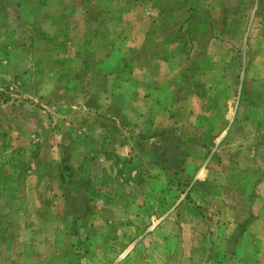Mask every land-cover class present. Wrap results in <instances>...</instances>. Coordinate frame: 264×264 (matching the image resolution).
<instances>
[{
	"label": "rangeland",
	"instance_id": "1",
	"mask_svg": "<svg viewBox=\"0 0 264 264\" xmlns=\"http://www.w3.org/2000/svg\"><path fill=\"white\" fill-rule=\"evenodd\" d=\"M109 77L149 98L140 119L89 101ZM255 125L264 0H0V264H244L218 240L264 170ZM111 140L134 145L106 151L111 175L52 149Z\"/></svg>",
	"mask_w": 264,
	"mask_h": 264
},
{
	"label": "crops",
	"instance_id": "2",
	"mask_svg": "<svg viewBox=\"0 0 264 264\" xmlns=\"http://www.w3.org/2000/svg\"><path fill=\"white\" fill-rule=\"evenodd\" d=\"M165 61V60H164ZM154 62V63H153ZM151 64H153L151 66ZM151 64H148L149 67V74L153 75L150 76L151 78H153V80L156 79V72L154 70V68L157 69V66H162L163 64H167V62H162V59L159 60L156 58V60H151ZM155 75V76H154ZM109 85L108 87L105 88V90L101 91L100 90L96 93V96L94 97V99L91 97V99L89 98V101H98V98L100 96L101 100H104L105 102H114L118 101L119 98L124 99L125 102L127 103L125 108H129L128 106V102L132 101L135 104H140L141 105V109L138 111L139 114H136L134 112H132L130 109H126L122 114L123 118L126 119H130L132 120L133 118L136 119H140V114L146 113L144 110L145 106H147L148 104V100L149 98L146 96L145 93H141V95L136 96L133 98V95L131 94H127L128 93V88H122V85L126 86V83L123 82H118L114 79H112L113 77H109ZM156 82L159 83V81L156 80ZM98 89H103V87H99ZM108 91V92H106ZM101 93V94H100ZM100 94V95H98ZM99 99V100H100ZM135 99V101H134ZM115 105V104H114ZM143 115H141V117H143ZM171 117V116H170ZM112 119H115L116 116L111 115ZM230 122V121H229ZM228 122V124H229ZM230 126L227 125L226 129L223 131V133L227 134V132L229 131ZM257 128H260L259 131H255ZM250 131L254 132V133H264V126L261 127L260 125L258 126H253L251 129H249ZM91 132V129L89 131V133ZM100 132V131H99ZM222 135L220 136V138H216V140H220L221 138L225 139V137H222ZM227 138V137H226ZM226 140V139H225ZM223 141V140H222ZM70 142V141H69ZM100 143L96 144V143H92V145H89L88 143H86L85 145H75L69 143L68 146L59 144V145H54L52 149H57V150H66L69 153H73L74 150L76 148H81L82 150H87L88 149H92V150H98L99 152H97V160L100 161V163H106L107 166V170L111 175L110 172V165L112 164L110 161L113 160L112 156L108 155L107 158L105 156V153L107 154L110 152H114V150L117 152L118 150H124L126 152L129 151V149L134 148L133 143L130 142H120L121 144H119L117 141L113 142L111 140L110 143H101V141H99ZM220 142V141H219ZM216 143V144H215ZM213 143L214 145L211 146V148H216L219 144H217V142ZM232 146L234 144H231ZM237 153L238 155L240 154V150H242V148L240 147V145L237 144ZM137 147V146H136ZM175 148V147H174ZM105 149V150H104ZM104 151V153L100 152V151ZM107 151V152H106ZM123 154V153H121ZM125 156H127L126 153H124ZM84 156L79 155L76 160L73 161V159H70V156H68L67 160H68V170L69 172H73L75 174H77V172L79 171V167L81 168V173L83 172V170L86 168V166H88V164H90L91 162H88L89 160L84 159ZM175 159V158H174ZM182 159H179V162H181ZM216 161H211L210 162V166H214L217 165ZM104 166V165H103ZM231 166H235L234 164H231ZM252 166V165H251ZM251 166H243L244 172L246 174H248V172L250 171ZM78 170H76V169ZM99 168V173H98V169ZM217 168V167H216ZM77 171V172H76ZM103 169L101 167V165L96 164L93 165V174L94 175H100L103 174L102 173ZM260 172V171H259ZM257 172V173H259ZM92 173V172H91ZM89 171V174H91ZM218 178V175L215 174ZM252 175V172L251 174ZM214 178V175L210 176H206L205 179L206 180H211ZM223 177H221L222 179ZM235 176V173H230L229 175V179L230 180H237ZM257 179V182L255 184H253V186H250L247 190V194L243 197H245L247 199L246 205H244L246 208L242 209V207H240V205L236 208H232L230 215L231 217L229 218L228 221V225H226V229H224L225 234L222 238V240H218V244L220 242H222L221 244L224 245V249H222V259H228L230 261H235L238 263L244 262V264H255L256 261L262 260L264 259V170L261 171L260 176H255V180ZM245 180H247V178H245ZM198 181V180H196ZM262 185V186H261ZM233 188V187H231ZM239 190V189H238ZM240 191V190H239ZM240 193V192H239ZM217 244V245H218ZM220 245V244H219ZM211 261L214 262L215 260V255H213L211 257Z\"/></svg>",
	"mask_w": 264,
	"mask_h": 264
}]
</instances>
